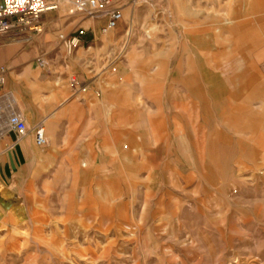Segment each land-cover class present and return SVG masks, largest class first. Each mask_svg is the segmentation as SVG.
I'll list each match as a JSON object with an SVG mask.
<instances>
[{"label":"rangeland","instance_id":"obj_1","mask_svg":"<svg viewBox=\"0 0 264 264\" xmlns=\"http://www.w3.org/2000/svg\"><path fill=\"white\" fill-rule=\"evenodd\" d=\"M125 8L106 36L120 68L103 63L127 140L116 126L113 159L85 142L77 167L35 182L21 223L0 227V264H264V102L249 99L264 92V0ZM236 64L253 79L234 94Z\"/></svg>","mask_w":264,"mask_h":264},{"label":"crops","instance_id":"obj_2","mask_svg":"<svg viewBox=\"0 0 264 264\" xmlns=\"http://www.w3.org/2000/svg\"><path fill=\"white\" fill-rule=\"evenodd\" d=\"M131 2L123 0L122 12ZM41 21V35L0 37V68L7 70L5 84L0 86V227L21 223L29 211L28 190L35 188V182L54 177L52 171H61L59 163H76L72 169L81 163L83 143L98 145L109 160L115 153L114 127H120L119 140H127L125 88L119 75L117 83H111L107 72V67L115 66V72L121 64L114 62L117 58L105 62L110 49L118 51L120 40L109 41L100 31L102 22L87 27V21L68 15L65 9L46 13ZM78 28L85 30L79 46L62 59L57 35H71ZM39 57H44L47 67L36 65ZM252 70L247 64L232 67L237 81L243 74L247 76L244 84L233 86L234 94L252 83ZM260 93L252 92L249 99L264 102V92L263 98ZM9 106L21 115L27 128L20 139L6 126L4 109ZM256 118L257 114L246 116L247 121L257 122ZM37 123L45 128L48 144L44 148L33 143Z\"/></svg>","mask_w":264,"mask_h":264},{"label":"built area","instance_id":"obj_3","mask_svg":"<svg viewBox=\"0 0 264 264\" xmlns=\"http://www.w3.org/2000/svg\"><path fill=\"white\" fill-rule=\"evenodd\" d=\"M62 7H68V15L80 16L82 21H99L103 25L100 31L108 35L122 22L123 0H0V37L19 36L27 38L31 34L41 35L43 31L42 16L46 13L57 12ZM85 34L83 28H78L71 35L58 34L57 43L67 53L74 51ZM40 68L47 67L44 57L36 59ZM7 70L0 68V86L5 84ZM8 113L6 126L20 139L27 133V128L21 115L11 106L4 109ZM33 143L37 148L47 146L45 128L41 123L34 125Z\"/></svg>","mask_w":264,"mask_h":264}]
</instances>
